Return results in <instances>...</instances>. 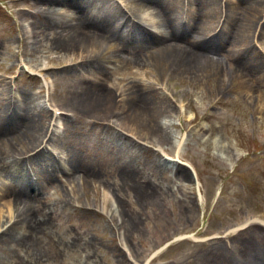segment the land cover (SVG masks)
Masks as SVG:
<instances>
[{
	"label": "rangeland",
	"instance_id": "rangeland-1",
	"mask_svg": "<svg viewBox=\"0 0 264 264\" xmlns=\"http://www.w3.org/2000/svg\"><path fill=\"white\" fill-rule=\"evenodd\" d=\"M4 1L0 0V81L13 96L12 102L21 117L31 112L28 96L43 98L45 79L52 81L47 125L54 108L61 113L75 101L86 79L95 80L91 85L116 91L117 87L125 89L123 82L131 87V82L136 81L137 88L154 103L160 96L158 91L164 97L162 91L167 93L174 113L164 112L157 120L173 117L169 131L184 139V144L177 158L174 138L169 143L154 130L138 127L137 121L128 116L124 118L121 112L113 114V120L123 127L126 138L117 133L116 124L75 120L67 113L56 116L60 119V129L55 132L49 129L43 141L49 144L50 151H44L41 161L53 165L55 170L41 171L35 159H26L18 167L22 173L33 169L32 177L42 184L40 194L46 204L38 207L41 210L37 215H45L46 225L35 224L32 211L14 206V222L8 226L14 230L9 237L0 238V264H144L154 253L157 255L149 264H213L211 249L215 245L236 256L250 246L264 243V238L254 233L247 237V226L243 227L253 219L264 221V4L259 9L261 20L242 45L238 42L241 33L238 28L231 44L225 32L224 49L212 55L218 59L219 66L183 74L181 69L174 70V64L166 62L165 58H169L177 63L172 55H161L165 57L151 65L123 68L119 54L107 53L106 49L103 54H94L77 44L71 53H64L57 45L67 31L50 32L41 24L54 29L68 26L76 31L75 7L63 0H7L9 4H2ZM113 1L126 20L128 13L122 7L133 5L134 0ZM155 1L162 5L171 3V8L178 7L180 1L183 3L184 13L171 16L172 25L180 29L176 27V35L183 26L186 29L188 19L197 21L199 9L207 24L210 22L206 16L211 0H193L192 12L184 0ZM106 18L115 25L119 23L115 10ZM222 20L224 17L220 25ZM211 25L217 27L215 23ZM220 25L213 33H207V38L218 34ZM140 28L149 38L150 43H142L147 47L158 48L170 38L168 27L159 29L158 36L152 33V28ZM88 45L97 47V42H87ZM89 55L96 56L89 64L80 60L65 62L66 57L78 59ZM235 61L249 69L252 64L263 62V71L256 73L257 82L251 91L245 79L232 73ZM40 68L44 69L43 76L38 73ZM126 129H133L132 134ZM158 163H164L166 170L161 171ZM76 164L92 167L100 175H106L118 164L137 168L147 180L166 188L168 193L160 195L156 189L157 197L147 198L137 212L133 204L125 203L124 194L118 195L122 201L110 200L98 186L79 185L73 193V184L63 177L62 170ZM175 166L188 170L189 179L173 177L171 171ZM24 192L29 197L33 195L29 188ZM114 200L120 202L119 210L113 206ZM186 204L194 206V214L189 218ZM134 224L136 228L132 231ZM6 228L2 227L1 231ZM44 228L52 239L50 250L47 255L31 260L29 236ZM234 228L237 231L231 233ZM54 253L57 255L53 256Z\"/></svg>",
	"mask_w": 264,
	"mask_h": 264
},
{
	"label": "bare ground",
	"instance_id": "bare-ground-1",
	"mask_svg": "<svg viewBox=\"0 0 264 264\" xmlns=\"http://www.w3.org/2000/svg\"><path fill=\"white\" fill-rule=\"evenodd\" d=\"M47 1L61 2V0ZM63 1L77 9V30L74 31L71 29L72 27L63 25L54 29L49 27L48 24H41L46 30H50V32H55L58 29H61L62 32L67 31V34L63 35L64 38H62L61 44L57 45V49L64 53H71L77 44L85 46L87 52L94 54H103L105 52L104 49H106L107 53L119 54V63L123 68H138L140 66L151 65L157 59L162 60L165 56L172 55L176 58L177 63L170 61L169 58H165L166 62L174 64L176 66L174 70L181 69L183 74L197 70L205 71L208 66H219L220 63H216L218 59H214L212 55L224 49L222 40L225 32H228L227 39L229 38V43L231 44L238 28L239 32H241L238 42L242 45L248 40L250 33L255 31L259 20H261L262 14L259 12V9L264 4V0H211V9L206 16L210 22L207 24L205 17L199 9L197 21L194 18L188 19L186 29L183 26L178 36L176 34L179 27L172 25L173 20L171 16L174 17L176 13L181 15L184 13V6L181 1L178 7L173 6L172 8L170 7L171 3L167 5L163 4L164 7L161 2L155 0H134L132 2L133 5L126 4L125 7H122L121 2H119V6L123 10L124 8L127 10L128 18L126 20H124L126 17H124L123 12L118 10L113 0L103 2L84 0ZM184 2L189 11L192 12L190 3L193 0H184ZM221 2L222 4H220ZM157 5L163 6V8L156 7ZM107 8H111L112 10L107 11ZM113 10H115L119 18V23L116 25L106 20V17H109ZM130 15L132 17L129 18ZM223 17L224 20H222L220 25V20ZM136 22L139 24V28ZM212 23H215L217 27L212 26ZM36 24L41 29L38 21ZM219 25V33L207 38V35L213 33ZM140 26L154 28L156 30L155 35L157 36L160 35L157 30L162 27H168L170 38L165 39V44L158 46V48L149 45L147 47L142 43H150L149 38L145 35L144 30H140ZM213 37H215V41L212 40ZM87 42H97V47L93 45L86 46ZM246 48L249 50L248 44H246ZM227 55L230 56V53ZM95 57L92 55L83 56L78 59L66 57L65 62L72 63L80 60L83 64H89L95 61ZM23 62L25 63V60ZM258 63L252 64L249 69L244 64L235 61L236 67L232 73L239 75L241 79L247 81L249 85L247 87L248 91H251L253 86L256 85V73L263 71V62ZM43 70L41 68L38 72L41 74ZM87 72L90 73V71ZM93 82L95 80L86 79L84 87L80 94L75 97V101H72V104L62 109L66 111L64 113H70L71 119L77 120L78 118H83L94 122L104 121L105 123H109H106V125H111V123H116L113 121V114L121 112L124 118L128 116L127 118L136 120L138 127L154 130L169 143H172L171 140L174 138L173 146L177 145L179 149L182 139H179L177 135L174 136L175 132L169 131V127L174 124L173 117L167 118L165 116L161 121L157 120L158 116L164 112L171 111L174 113V107H170L172 100L168 97L167 93L162 91L166 95L164 97L158 91L157 94L160 96L157 98V103H154L149 101V97H146L137 88L136 81L131 82V87H127L123 82L125 89L120 90L117 87V91L111 87L101 89L98 85H91ZM44 85L47 88V93L42 99L28 96L31 112L29 116L21 117L19 109L14 104L15 102H12L13 96H10L5 84L0 81V201H2L0 203V231L2 227L5 226L6 228L14 222L13 215L16 212L13 211L14 206H22L21 210L25 209V212L32 211L34 214L33 219L36 218L34 223L46 225L45 215H37L41 210L38 207L46 204V200L40 194L42 184L32 177L34 175L31 172L33 169L31 171L25 169L24 173L18 170L21 162L26 159L37 160L40 163L39 169L43 172L47 173L55 170L53 165L41 162L45 154L44 151H49L50 149L49 144L43 141L44 138L48 134L49 129L55 132L56 129L54 127L60 125V119L56 117L55 109L53 116H50V123L48 125L45 123L47 120L46 111L48 110L47 98L50 95L49 81L45 80ZM118 98L120 99L118 100ZM165 101H168L169 104L165 105ZM12 124L15 126V129L11 126ZM117 127L119 135H125L122 136L125 138L128 137L122 131L124 130L122 126L119 125ZM199 129L200 131L203 130V128ZM126 131L132 134L133 129H126ZM41 145L43 146L40 149ZM33 152L34 154H31ZM50 156L54 158L55 155L51 153ZM49 159L51 158L49 157ZM158 167L161 171H165L167 166L164 163H158ZM62 173L66 180L72 182L71 191L73 193H75V189L79 185L91 184L98 186L101 188L104 196L110 200L117 198L122 201V198L118 195L119 193L121 195L124 194L126 197L125 203L133 204L136 212L141 210V205L147 198L157 197L155 195L156 189L159 190L160 195H167L168 193L166 188L158 187L150 180H147L146 176L141 171H138L137 168L119 164L114 169H109L106 175H100L92 167L88 168V166L82 164H76V166L70 165L68 168H63ZM171 174L173 177H183L185 180L189 179L188 170L182 167L175 166ZM27 188L33 192L31 197H29L30 195H25L24 191ZM118 203L115 200L113 201V206L119 210L121 204L120 202ZM102 211H104V207ZM186 213L188 218L191 217L194 214V206L186 204ZM245 226L248 229L246 232L247 237L252 236V233H254L255 236L264 238V223L262 221H251L243 227ZM243 227L240 230H243ZM135 228L136 224H134L131 230L133 231ZM13 230L14 227L11 226L4 229L0 233V238L9 237ZM236 231L234 228L231 233H235ZM46 233L47 229L44 228L41 231H35L33 235L29 236L28 256L31 260L40 255H47V252L50 250L52 239ZM1 239L0 242H2ZM46 240L48 242L45 244ZM240 245L242 246L243 244L240 243ZM211 252L215 258L213 264H264V243L250 246V248L243 250L236 256H231L218 245L213 246ZM55 255L57 254L54 253L53 256ZM220 255L223 256L219 257Z\"/></svg>",
	"mask_w": 264,
	"mask_h": 264
}]
</instances>
